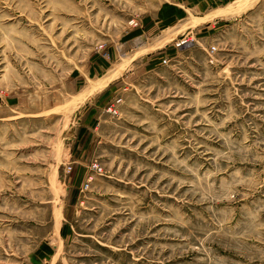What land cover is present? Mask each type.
Instances as JSON below:
<instances>
[{"label":"rangeland","instance_id":"374dc122","mask_svg":"<svg viewBox=\"0 0 264 264\" xmlns=\"http://www.w3.org/2000/svg\"><path fill=\"white\" fill-rule=\"evenodd\" d=\"M0 264H264V0H0Z\"/></svg>","mask_w":264,"mask_h":264},{"label":"built area","instance_id":"2783aa9c","mask_svg":"<svg viewBox=\"0 0 264 264\" xmlns=\"http://www.w3.org/2000/svg\"><path fill=\"white\" fill-rule=\"evenodd\" d=\"M212 50H214V48H212ZM164 61H166V60H164Z\"/></svg>","mask_w":264,"mask_h":264},{"label":"bare ground","instance_id":"6f19581e","mask_svg":"<svg viewBox=\"0 0 264 264\" xmlns=\"http://www.w3.org/2000/svg\"><path fill=\"white\" fill-rule=\"evenodd\" d=\"M254 1H257V0H254Z\"/></svg>","mask_w":264,"mask_h":264}]
</instances>
